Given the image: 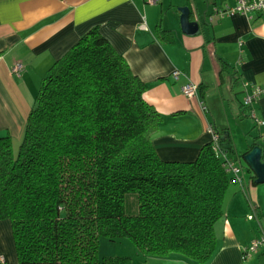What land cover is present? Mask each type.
<instances>
[{
    "label": "trees",
    "instance_id": "trees-1",
    "mask_svg": "<svg viewBox=\"0 0 264 264\" xmlns=\"http://www.w3.org/2000/svg\"><path fill=\"white\" fill-rule=\"evenodd\" d=\"M145 91L97 28L52 64L17 152L0 136V220L10 222L18 264H132L99 259L101 237L129 240L142 257H214L232 178L210 143L194 161L161 160L152 143L161 117ZM219 145L236 159L227 138ZM130 195L136 212L126 214Z\"/></svg>",
    "mask_w": 264,
    "mask_h": 264
},
{
    "label": "crops",
    "instance_id": "crops-1",
    "mask_svg": "<svg viewBox=\"0 0 264 264\" xmlns=\"http://www.w3.org/2000/svg\"><path fill=\"white\" fill-rule=\"evenodd\" d=\"M224 5L233 7L235 0H160L156 5L143 0H0V136H10L16 153L50 67L97 28L146 85L144 100L161 117L152 138L161 160L194 161L211 141L209 126L220 137L227 133L235 160L254 142L262 146L264 159V96L252 104L262 125L242 119L246 113L241 101L244 84L248 90L264 84V12L251 19L213 16V9ZM182 7L189 8V20L199 25L197 34L182 33ZM157 28L170 36L160 38ZM15 62L23 66L18 78L10 72ZM173 71L181 72L177 80L171 77ZM187 83L198 87L189 98L181 92ZM236 88L243 93L239 98ZM232 121L244 136L240 148L232 136ZM240 167L243 191L237 185L228 188L223 215L214 226L216 253L205 264H264L263 250L244 256L261 235L258 223L264 231V185H255L252 172ZM252 209L256 219L247 220ZM131 263L198 264L177 254L141 256ZM0 264H18L8 220H0Z\"/></svg>",
    "mask_w": 264,
    "mask_h": 264
},
{
    "label": "built area",
    "instance_id": "built-area-1",
    "mask_svg": "<svg viewBox=\"0 0 264 264\" xmlns=\"http://www.w3.org/2000/svg\"><path fill=\"white\" fill-rule=\"evenodd\" d=\"M160 0H143V2L147 5H156L159 3ZM264 12V0H235V5L233 7L229 6H222L216 7L213 9V16H217L219 18L232 16L235 14H239L245 16L248 19L254 14H260ZM23 66L20 62H15L11 68V74L18 78L21 75ZM181 76V72L173 71L171 74L172 79L177 80ZM244 96L242 100V106L247 108L249 111V117L254 119L256 125H262L261 122H258L255 119L254 111L252 109V104L259 99L260 97L264 96V84L260 86H253L250 87L249 90L247 89V85H243ZM198 87L195 84L187 83L184 84L181 88L182 94L189 98L192 97ZM208 132L211 135V150L214 154L220 158L221 165L224 168L225 172L232 178V183L239 185L243 191V178H242V168L236 164V162L232 159H228L225 157L224 154L220 152V145H219V138L220 136L217 134L216 131L213 130L211 126L208 127ZM247 220H254L256 219L255 210L252 209V214L248 215ZM258 230L260 232V237L254 240L250 246L244 250V256H248L250 253H253L257 250L264 251V231L261 228L260 224L258 223Z\"/></svg>",
    "mask_w": 264,
    "mask_h": 264
},
{
    "label": "rangeland",
    "instance_id": "rangeland-1",
    "mask_svg": "<svg viewBox=\"0 0 264 264\" xmlns=\"http://www.w3.org/2000/svg\"><path fill=\"white\" fill-rule=\"evenodd\" d=\"M239 89L236 88V94L235 96H237L239 98V96L241 97ZM243 100V95H242V99ZM243 111L246 113V118L242 117V119H247L249 118V111L247 108H242ZM231 128V132H232V136L234 139V142L236 143V145L240 148L244 145V136L241 133V129L240 127H238L236 122H231L230 125ZM256 130V129H255ZM257 133V130H256ZM254 134V133H253ZM251 139V138H250ZM236 164L238 166L242 165L244 167V162L241 159H237L235 160ZM234 185H237L235 183H232L229 186V190L231 187H234ZM264 185V184H262ZM239 187V185H237ZM126 206H125V212L126 214H133L136 212V203H135V197L134 196H127L126 197ZM128 206V207H127ZM137 250L135 248V246L126 239H118V240H114V241H109L106 238L101 237L99 239V244H98V258L101 259L103 257H110V258H115V257H128L130 258L132 261L140 258L141 256H137ZM136 256V257H135Z\"/></svg>",
    "mask_w": 264,
    "mask_h": 264
},
{
    "label": "water",
    "instance_id": "water-1",
    "mask_svg": "<svg viewBox=\"0 0 264 264\" xmlns=\"http://www.w3.org/2000/svg\"><path fill=\"white\" fill-rule=\"evenodd\" d=\"M179 23L183 34L188 36L195 35L199 32V25L197 22L189 20V8H179ZM227 133L221 137V140L225 139ZM228 148V146H226ZM262 148L259 145L254 146L251 150L244 153L241 156V160L244 162L247 169H249L254 176V184H264V160L262 159Z\"/></svg>",
    "mask_w": 264,
    "mask_h": 264
}]
</instances>
